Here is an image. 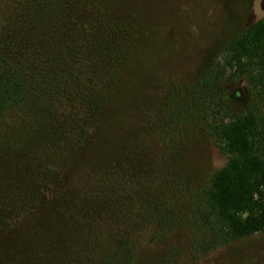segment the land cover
<instances>
[{
	"label": "rangeland",
	"instance_id": "obj_1",
	"mask_svg": "<svg viewBox=\"0 0 264 264\" xmlns=\"http://www.w3.org/2000/svg\"><path fill=\"white\" fill-rule=\"evenodd\" d=\"M33 1L0 0V19H14L21 5L28 8ZM41 3L55 5L62 19L76 15L85 25L79 42L89 62L78 63L83 64L77 69L79 78L86 71L93 78L95 72L88 69L97 70L111 51L127 53L132 64L115 89L103 125L82 150L75 170L60 181L58 202L41 192L27 169L33 165L8 169L11 187H17L11 192L19 191L31 208L37 204L32 213L15 216L16 226L5 236L13 241L11 264L22 258L93 264L111 251L123 255L126 264H264V233L211 253L193 251L187 208L196 189L208 183L225 158L199 130L165 131L163 116L170 92L194 84L226 43L264 18V0ZM49 46L67 68L59 49ZM225 89L234 109L248 102L243 80L226 81ZM111 187L118 192L112 205L94 198V193L104 198ZM96 212L107 213L106 220Z\"/></svg>",
	"mask_w": 264,
	"mask_h": 264
},
{
	"label": "trees",
	"instance_id": "obj_2",
	"mask_svg": "<svg viewBox=\"0 0 264 264\" xmlns=\"http://www.w3.org/2000/svg\"><path fill=\"white\" fill-rule=\"evenodd\" d=\"M21 6L14 19H0L3 264H11L8 253L13 241L5 236L16 226L13 218L32 213L37 206L35 202L31 208L19 191L11 192L17 187H11L8 169L14 172L20 167L26 170V164L33 165L27 169L36 176L41 192L58 202L65 173L75 170L79 155L103 125L113 106L115 89L132 64L127 53L111 51L97 70L95 66L88 69L95 72L93 78L92 71L79 78L77 69L89 62L80 49L79 37L83 41L85 26L81 18L73 15L72 20L62 19L55 5L44 6L41 0H34L28 8ZM95 8L98 15L104 14L99 5ZM51 43L61 52L67 68H63ZM79 62L83 64L78 66ZM240 80L247 87L249 100L234 109L225 84ZM163 116L165 131L199 130L225 158V164L208 183L196 189L187 208L193 251L211 253L264 233V18L226 43L194 84L170 92ZM115 189L109 188L104 198L94 193V198L98 195L103 203L112 205L113 196L118 194ZM94 214L106 220L107 213ZM12 264L57 263L22 258ZM93 264L126 262L123 255L111 251Z\"/></svg>",
	"mask_w": 264,
	"mask_h": 264
}]
</instances>
